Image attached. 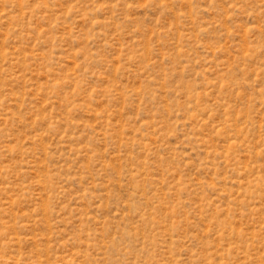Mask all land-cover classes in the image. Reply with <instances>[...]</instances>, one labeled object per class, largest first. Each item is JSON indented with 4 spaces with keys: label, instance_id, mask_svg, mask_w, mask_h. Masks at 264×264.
<instances>
[{
    "label": "rangeland",
    "instance_id": "1",
    "mask_svg": "<svg viewBox=\"0 0 264 264\" xmlns=\"http://www.w3.org/2000/svg\"><path fill=\"white\" fill-rule=\"evenodd\" d=\"M0 264H264V0H0Z\"/></svg>",
    "mask_w": 264,
    "mask_h": 264
}]
</instances>
